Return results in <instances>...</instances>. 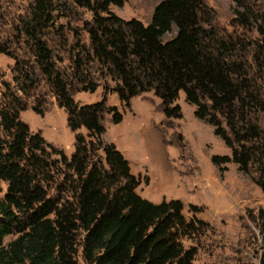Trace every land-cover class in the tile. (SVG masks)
Returning a JSON list of instances; mask_svg holds the SVG:
<instances>
[{"label":"trees","instance_id":"1","mask_svg":"<svg viewBox=\"0 0 264 264\" xmlns=\"http://www.w3.org/2000/svg\"><path fill=\"white\" fill-rule=\"evenodd\" d=\"M125 1L27 0L15 15L13 2L0 0V22L10 27L0 53L13 60L11 82L0 73V264H80L78 255L84 264H192L195 248L183 241L209 225L193 215V205L186 218L180 200L153 203L135 191L138 176L102 139L104 115L113 124L122 118L107 104L108 92L129 108L131 97L151 91L163 116L178 119L181 91L193 116L230 151L211 155L210 163L254 173L264 193V0H230V31L212 22L214 11L203 0H159L147 23L110 10ZM76 8L90 13L80 25L87 45L74 31L67 45ZM56 49L70 54L69 73L59 67ZM106 76L114 85L104 84L98 100H73V91L94 92L97 77ZM42 85L74 133L68 158L19 118ZM44 108L32 105L38 115ZM60 167L68 173L50 195ZM250 214L264 264V209Z\"/></svg>","mask_w":264,"mask_h":264},{"label":"rangeland","instance_id":"2","mask_svg":"<svg viewBox=\"0 0 264 264\" xmlns=\"http://www.w3.org/2000/svg\"><path fill=\"white\" fill-rule=\"evenodd\" d=\"M11 1L14 4L11 10L17 15L27 0ZM158 1L126 0L121 7L111 6L110 10L123 19L135 18L147 23ZM203 1L214 11L212 22L230 31L231 1ZM89 18L88 11L75 9L65 29L67 45L75 42L73 31L77 33L79 43L87 45V35L80 25L82 19ZM60 21L63 23L64 20ZM9 34L8 22H0V42L8 39ZM247 36L254 38L256 34L249 32ZM55 51L59 67L69 73L70 54L67 50ZM12 63L11 58L0 53V73L8 83L11 82ZM97 78L98 86L94 92L73 91V100L79 104L94 102L100 98L104 84L108 88L114 85L108 76ZM106 97L107 104L121 110L122 118L113 124L109 116L104 115L102 139L114 144L127 160L130 172L138 176L139 184L135 191L153 203L180 200L186 218L192 214L190 205H193L197 208L193 215L208 223L209 226L202 227L200 233L183 241L185 247L195 248L192 264H258L260 233L249 215L250 211L255 214L257 209H264V193L254 183V173L245 174L232 162L220 165L225 166L223 171L210 163L211 155H230V151L213 135L210 125L193 116L194 107L184 101L183 93L179 91L176 99L181 109L178 119L163 116L160 101L151 91L131 97L129 108H121L115 93L108 92ZM26 101V108L19 113V118L31 132L40 133L46 142L60 149L68 158L73 152L74 133L66 126L65 113L57 107L47 87L42 85L40 94L36 98H26ZM34 104L45 106L42 115L32 110ZM78 132L86 137L84 129ZM67 173L64 167L59 168L55 184L48 188L50 195H55L56 185ZM9 239L11 236L4 241ZM77 260L84 264L79 255Z\"/></svg>","mask_w":264,"mask_h":264}]
</instances>
